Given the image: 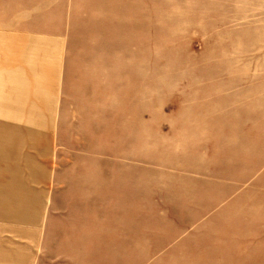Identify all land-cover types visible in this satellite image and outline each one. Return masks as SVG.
Segmentation results:
<instances>
[{
    "label": "rangeland",
    "instance_id": "374dc122",
    "mask_svg": "<svg viewBox=\"0 0 264 264\" xmlns=\"http://www.w3.org/2000/svg\"><path fill=\"white\" fill-rule=\"evenodd\" d=\"M0 66L56 91L0 109L4 264H264V0H0Z\"/></svg>",
    "mask_w": 264,
    "mask_h": 264
},
{
    "label": "crops",
    "instance_id": "0c3cea01",
    "mask_svg": "<svg viewBox=\"0 0 264 264\" xmlns=\"http://www.w3.org/2000/svg\"><path fill=\"white\" fill-rule=\"evenodd\" d=\"M21 9H17L14 12L20 13ZM40 51L41 47H40ZM46 51V52H45ZM50 49L44 48V53L49 56ZM46 69V70H45ZM12 76L11 74H4V67L0 66V102H4V106H0V109L4 110H55L56 105V91L52 89L49 80L51 79L50 70L45 67L44 70L38 72V74H31V78L26 81L21 74L13 75L12 77L21 80L17 85V90L10 92L8 97H4V77ZM9 78V77H8ZM31 83V84H30ZM51 86V87H50ZM33 89H35L33 91ZM23 168L24 165L18 166ZM34 218V217H33ZM0 233H4V226H1ZM18 233V232H14ZM32 233V232H31ZM25 235V234H24ZM18 236V235H17ZM18 237H23V233ZM8 245L1 238L0 239V262L4 264L5 248ZM22 247V246H21ZM8 263V262H7Z\"/></svg>",
    "mask_w": 264,
    "mask_h": 264
}]
</instances>
